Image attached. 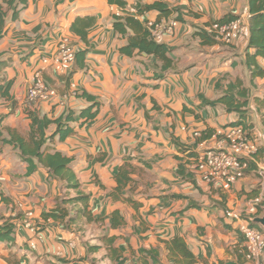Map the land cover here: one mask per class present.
Returning <instances> with one entry per match:
<instances>
[{
	"label": "crops",
	"instance_id": "0c3cea01",
	"mask_svg": "<svg viewBox=\"0 0 264 264\" xmlns=\"http://www.w3.org/2000/svg\"><path fill=\"white\" fill-rule=\"evenodd\" d=\"M155 1L179 9L166 17H160L157 10L137 16L145 21L173 19L179 14L176 28L159 41L172 47L171 63L165 70L153 55L121 54L119 47L127 36L112 26L114 15L128 12L137 3ZM0 5L7 10L0 28V60L6 61L0 76L12 81L9 93L16 100L12 105L0 97V129L5 137L16 132L27 138V108L56 118L89 106L91 101L78 96L82 92L99 102L93 119L80 126L76 118L71 124L73 134L63 141L55 137L47 142L51 151L71 158L79 189L67 188L65 181L52 177L41 164L27 175L28 163L21 152L0 143V223L19 215L13 220L11 240L0 239V264L58 260L150 264L149 249H156L161 264H178L166 246L173 237L183 238L196 264H249L237 223L226 212L255 206L254 217L262 214L264 123L263 109L256 110L255 98L264 94V77L252 79L246 65V55L253 52L247 48L249 31L232 44L215 39L213 44H204L197 35L225 15L248 20V1L127 0L122 9L108 0H27L14 19L3 0ZM87 17L94 22L86 28L83 25V40L72 23ZM61 39L75 51H85L83 68L74 61L60 74L42 63L43 57L52 58ZM39 69L57 91L51 102L26 100ZM239 89H245L249 100L243 121L250 125L247 129L259 151L253 166L243 170L229 189H222L219 179L203 180L193 164H188L192 158L188 155L216 147L214 133L238 119L222 103L204 105L202 99L216 100ZM54 128L51 125L48 133ZM120 171L125 177L122 185L117 181ZM78 191L88 196L90 220L80 217L69 227L52 221L43 230L35 227L42 212ZM115 211L123 220L113 226Z\"/></svg>",
	"mask_w": 264,
	"mask_h": 264
},
{
	"label": "trees",
	"instance_id": "16d2710c",
	"mask_svg": "<svg viewBox=\"0 0 264 264\" xmlns=\"http://www.w3.org/2000/svg\"><path fill=\"white\" fill-rule=\"evenodd\" d=\"M111 4H116L122 9L127 6V0H108ZM248 1V44L247 48L253 50L252 53L246 55V65L251 73L252 79L256 77H264V64L259 63V59L264 61V0H247ZM7 9H12L11 17L16 18L19 10L27 5V0H3ZM136 9L135 14L124 12L123 14L114 15L112 26L115 31L119 34L127 36V42L119 47V52L126 56H131L134 53L153 55L162 62L161 69L165 70L170 66L171 58L169 56L172 51V47L160 43L154 40L148 27L146 26V20L143 21L137 16L141 15L146 10H157L160 17H166L171 14L178 12L176 7H168L167 4L155 1L151 4L141 5L139 3L134 5ZM7 10L3 5H0V28L5 23ZM237 16L225 15L222 18L216 20L217 22H225L236 18ZM180 21V16L177 14L174 18ZM159 20V19H158ZM94 22L93 17H87L85 20L80 18L75 19L72 23V29L78 34L81 39L86 38V31L82 29L83 25L85 28ZM197 35L201 38L204 44H213L215 40L211 34L204 29L197 31ZM85 51L75 52V62L80 68L84 67V56ZM6 65L5 60H0V72ZM11 80H4L0 76V97L11 100V104L15 105L16 100L11 98L9 93ZM78 96L84 97L91 101V104L85 108L80 109L77 113L73 110H68L60 116L53 118L47 114L39 115L35 111L27 108L25 110L27 116L30 119V131L27 138H24L16 132H11L8 137H5L0 129V143L11 144L17 148L21 154L22 159L28 163L27 175L34 172L38 164L48 168L52 177L63 180L66 182L67 188L79 189L80 183L78 182L74 171L71 167V158L66 157L58 150L51 151V146L47 144L55 137L59 141H63L68 136L74 133L75 128L71 125L76 118L80 119L79 125L81 126L85 122L93 119L98 112L99 102L95 101V98L86 92L80 93ZM256 110L262 111L263 123H264V94L262 97H256ZM204 105H216L222 103L227 112H236L238 119L229 125L241 124L247 129L248 126L243 121L246 117L247 108L249 104L248 98L245 96V89H239L236 93L228 91L220 95L216 100L202 99ZM51 125L55 128L48 133V129ZM248 131V129H247ZM250 134V132L248 131ZM172 141L175 145L180 146L179 141L171 135ZM258 147L253 155V159L249 162L248 167L253 166L254 158L258 153ZM192 157L188 164H193L197 159V154L190 152L188 155ZM189 176V174H185ZM125 177L120 171L117 175V181L120 185L124 184ZM77 203L80 205L74 207ZM41 221H36L35 227L39 230H43L46 225L52 221L55 223H61L65 227H69L80 217H86L91 219V212L89 209L88 196L82 191H78L76 195L72 197H62L57 200L54 207L49 211L41 213ZM19 218V215L9 217L0 223V239L11 240L12 233L15 228L13 220ZM111 224L114 226L118 224V220L122 221L123 218L118 212L112 214ZM253 224V223H252ZM169 254L178 260L175 263L178 264H196L195 256L187 248L185 241L181 237H173L166 243ZM147 253L151 256L150 264H161L157 259L156 249H149ZM67 260H58L52 264H67ZM77 264V263H73ZM174 264V263H173Z\"/></svg>",
	"mask_w": 264,
	"mask_h": 264
},
{
	"label": "built area",
	"instance_id": "2783aa9c",
	"mask_svg": "<svg viewBox=\"0 0 264 264\" xmlns=\"http://www.w3.org/2000/svg\"><path fill=\"white\" fill-rule=\"evenodd\" d=\"M128 12L135 14L136 9L130 7ZM177 25L178 21L174 18L146 20L150 35L156 41H160L165 34L171 33ZM207 32L219 42L232 44L248 32V20L239 16L225 22L214 21L207 28ZM75 52L65 39H61L56 45L52 58L43 57L42 63L62 74L74 63ZM77 92L76 89L72 90L74 95H77ZM56 96L57 91L45 82L42 70H37L27 90L26 100L51 102ZM194 134L200 136L199 132ZM214 136L217 137L216 147L202 150L197 154L193 168L203 180L210 182L219 179L221 188L229 189L239 178L240 173L247 169L257 150V143L241 124L229 125L223 130H217ZM255 213V206H252L244 211L228 210L226 217L237 223L236 229L242 239L241 248L249 264H263L264 231L261 227L252 224L251 219ZM27 224L32 226L30 222Z\"/></svg>",
	"mask_w": 264,
	"mask_h": 264
},
{
	"label": "water",
	"instance_id": "95a60500",
	"mask_svg": "<svg viewBox=\"0 0 264 264\" xmlns=\"http://www.w3.org/2000/svg\"><path fill=\"white\" fill-rule=\"evenodd\" d=\"M261 209H262L261 216H257V217L252 218L251 222L254 225H259L264 231V200H263V205H262ZM263 264H264V253H263Z\"/></svg>",
	"mask_w": 264,
	"mask_h": 264
}]
</instances>
